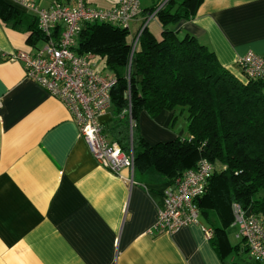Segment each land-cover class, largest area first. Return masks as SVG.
<instances>
[{
  "label": "crops",
  "instance_id": "crops-1",
  "mask_svg": "<svg viewBox=\"0 0 264 264\" xmlns=\"http://www.w3.org/2000/svg\"><path fill=\"white\" fill-rule=\"evenodd\" d=\"M5 1L19 17L0 18V264H259L233 220L213 226L200 213L197 224L154 230L169 181L134 165L128 183L130 169L118 174L96 161L67 107L28 78L20 60L9 58L33 53L43 40H32L34 16ZM31 1L46 8L53 1L74 3ZM161 1L140 4L147 11ZM88 2L109 9L117 0ZM142 18L131 21L132 33ZM148 27L160 31L156 18ZM171 27L205 43L242 80L239 59L248 50L264 57V0H198L191 16ZM172 116L140 111L139 134L151 145L184 136ZM113 120L111 108L99 117L109 141ZM204 227L211 228L210 238Z\"/></svg>",
  "mask_w": 264,
  "mask_h": 264
},
{
  "label": "trees",
  "instance_id": "trees-1",
  "mask_svg": "<svg viewBox=\"0 0 264 264\" xmlns=\"http://www.w3.org/2000/svg\"><path fill=\"white\" fill-rule=\"evenodd\" d=\"M197 2L163 0L147 11L142 8L138 17L143 22L155 11L151 19L158 21L160 36L149 29L150 19L133 51L143 22L135 33L130 27L85 22L74 50L89 59L100 56L103 69L115 77L108 135L124 152L132 149L135 166L151 167L173 182L205 158L213 169L196 201L206 221L217 226L233 220V202L264 217V80L238 78L205 43L171 27L190 17ZM18 17L14 7L0 0L1 19ZM34 22L32 40L41 39ZM178 108L187 110L184 136L151 145L137 125L129 130V109L138 121L142 110L151 117L173 111L175 120Z\"/></svg>",
  "mask_w": 264,
  "mask_h": 264
},
{
  "label": "built area",
  "instance_id": "built-area-1",
  "mask_svg": "<svg viewBox=\"0 0 264 264\" xmlns=\"http://www.w3.org/2000/svg\"><path fill=\"white\" fill-rule=\"evenodd\" d=\"M13 1L34 16L43 45L33 53L17 51L9 58L20 60L26 76L67 107L96 161L118 174L123 168L130 169L129 176H124V179L132 183V149L126 153L117 142L109 141L99 121V117L111 107L110 91L116 79L97 72L89 56L77 54L74 47L85 22H107L129 27L131 21L141 14L140 0H117L115 6L109 9L93 7L88 0H74L72 5L53 1L47 8L31 0ZM154 12L145 16L132 51L139 33ZM57 27H60L58 33ZM239 64L246 77L264 80V57L248 50L239 59ZM127 113L131 132L137 121L130 109ZM212 169V164L202 158L195 167L169 182L163 191V203L157 209L154 230L173 232L185 225L199 223L200 210L196 200L204 193ZM232 212L233 223L238 225V233L245 239L250 256L255 262L264 264V217L248 213L238 202L232 203ZM203 229L205 236L210 238L211 228Z\"/></svg>",
  "mask_w": 264,
  "mask_h": 264
},
{
  "label": "rangeland",
  "instance_id": "rangeland-1",
  "mask_svg": "<svg viewBox=\"0 0 264 264\" xmlns=\"http://www.w3.org/2000/svg\"><path fill=\"white\" fill-rule=\"evenodd\" d=\"M151 25H153V24H151ZM131 32H132V28H131ZM156 35L158 37L160 36L159 30L156 31ZM91 62H93V66H94V69L96 71H101L104 74H109V72L107 70L103 69V59L100 56H98V55L94 56L91 59ZM176 115H177V118H176V122H175V128L177 130H186V125H187V110H186V108H184V109L178 108Z\"/></svg>",
  "mask_w": 264,
  "mask_h": 264
}]
</instances>
